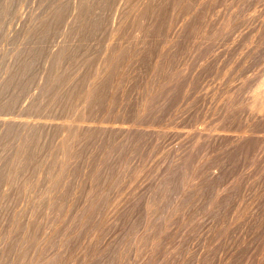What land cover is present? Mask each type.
I'll return each mask as SVG.
<instances>
[{
    "label": "rangeland",
    "instance_id": "rangeland-1",
    "mask_svg": "<svg viewBox=\"0 0 264 264\" xmlns=\"http://www.w3.org/2000/svg\"><path fill=\"white\" fill-rule=\"evenodd\" d=\"M263 80L264 0H0V264H264Z\"/></svg>",
    "mask_w": 264,
    "mask_h": 264
},
{
    "label": "bare ground",
    "instance_id": "bare-ground-1",
    "mask_svg": "<svg viewBox=\"0 0 264 264\" xmlns=\"http://www.w3.org/2000/svg\"><path fill=\"white\" fill-rule=\"evenodd\" d=\"M264 82V80H263ZM264 85V83H263ZM262 94V96H259L261 98H264V90H263V93H260ZM250 98V97H249ZM256 99L252 100L250 106H251V110H256L258 112H263L264 111V100H261L259 99L257 96L255 97ZM261 100V101H260ZM228 104V103H227ZM236 105V104H235ZM60 172V171H59ZM189 174V173H188Z\"/></svg>",
    "mask_w": 264,
    "mask_h": 264
}]
</instances>
